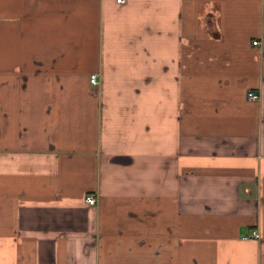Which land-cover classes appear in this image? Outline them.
<instances>
[{
    "label": "crops",
    "instance_id": "obj_1",
    "mask_svg": "<svg viewBox=\"0 0 264 264\" xmlns=\"http://www.w3.org/2000/svg\"><path fill=\"white\" fill-rule=\"evenodd\" d=\"M0 264H264V0H0Z\"/></svg>",
    "mask_w": 264,
    "mask_h": 264
},
{
    "label": "built area",
    "instance_id": "obj_2",
    "mask_svg": "<svg viewBox=\"0 0 264 264\" xmlns=\"http://www.w3.org/2000/svg\"><path fill=\"white\" fill-rule=\"evenodd\" d=\"M117 2H123L124 0H116ZM260 43L259 40H253L252 41V45L257 46ZM89 82L91 85L95 86L98 84V74L97 73H91L89 75ZM247 98L248 100H257L259 98V94L255 93L254 91H250L247 94ZM85 201L87 203H89L90 205L95 204L96 199L93 195L88 194L85 197ZM259 237V233L256 230H252L249 234L247 235H243L242 238L243 239H248V238H258Z\"/></svg>",
    "mask_w": 264,
    "mask_h": 264
}]
</instances>
